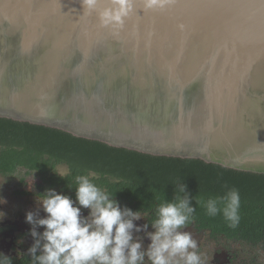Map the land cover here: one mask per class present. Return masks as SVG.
<instances>
[{"label":"water","instance_id":"95a60500","mask_svg":"<svg viewBox=\"0 0 264 264\" xmlns=\"http://www.w3.org/2000/svg\"><path fill=\"white\" fill-rule=\"evenodd\" d=\"M0 119L264 174V0H134L115 33L79 0H0Z\"/></svg>","mask_w":264,"mask_h":264},{"label":"clouds","instance_id":"9594fccd","mask_svg":"<svg viewBox=\"0 0 264 264\" xmlns=\"http://www.w3.org/2000/svg\"><path fill=\"white\" fill-rule=\"evenodd\" d=\"M79 3L83 14L95 15L100 27L114 33L124 27L134 10V0ZM167 3L168 0H143V9L163 8ZM54 172L60 177L67 174ZM94 176L87 173L74 177L75 201L48 189L36 198L46 215L26 212L25 221L31 225L29 232L34 239L28 255L34 264H205L196 239L182 230L193 223L196 207L190 200L195 199L210 217L222 215L230 228L235 229L240 223L241 198L237 188H227L223 195L207 199L194 198L186 184L178 180L173 198L156 205L155 218L150 222L153 230L147 231L148 223H134L147 214L122 207L113 199V193L94 182ZM82 208L89 210L86 217L81 214ZM38 226H43L42 232L37 231ZM141 231L150 240L146 247L138 235ZM8 258H0V264H11Z\"/></svg>","mask_w":264,"mask_h":264},{"label":"trees","instance_id":"16d2710c","mask_svg":"<svg viewBox=\"0 0 264 264\" xmlns=\"http://www.w3.org/2000/svg\"><path fill=\"white\" fill-rule=\"evenodd\" d=\"M0 163L38 169L75 189L74 177L94 173V182L113 196L136 202L155 218L161 200H171L175 183L187 186L190 197L207 199L239 190L240 223L233 229L222 215L210 217L196 204L193 224L240 241L260 242L264 237V174L236 171L198 159L155 157L99 142L75 138L64 132L0 119ZM65 170L62 172L60 168ZM57 173H67L60 177Z\"/></svg>","mask_w":264,"mask_h":264},{"label":"flooded vegetation","instance_id":"af4514ba","mask_svg":"<svg viewBox=\"0 0 264 264\" xmlns=\"http://www.w3.org/2000/svg\"><path fill=\"white\" fill-rule=\"evenodd\" d=\"M48 189L68 195L75 201V189L66 186L51 174L22 165L8 168L0 163V200L3 201L0 202V213H3L0 217V258L9 257L11 264H34L28 255L34 239L30 235L31 225L25 221V214L28 211H38L41 217L46 215L36 198H40ZM113 199L122 207L146 213L145 218L134 223H148L147 231L153 230L150 222L154 218L150 212L142 211L136 202L116 195ZM88 212V209L81 210L85 217ZM182 230L190 232L196 239L198 251L204 254L205 264H264V237L260 242L240 241L193 223ZM37 231L42 232L43 226H38ZM135 235L137 234L134 233ZM138 235L142 237L143 246L146 247L150 240L143 231Z\"/></svg>","mask_w":264,"mask_h":264},{"label":"rangeland","instance_id":"374dc122","mask_svg":"<svg viewBox=\"0 0 264 264\" xmlns=\"http://www.w3.org/2000/svg\"><path fill=\"white\" fill-rule=\"evenodd\" d=\"M60 170L63 172L65 169L62 167V168H60Z\"/></svg>","mask_w":264,"mask_h":264}]
</instances>
